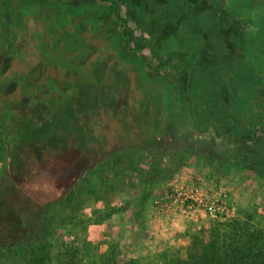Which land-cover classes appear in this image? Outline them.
<instances>
[{"label":"rangeland","instance_id":"rangeland-1","mask_svg":"<svg viewBox=\"0 0 264 264\" xmlns=\"http://www.w3.org/2000/svg\"><path fill=\"white\" fill-rule=\"evenodd\" d=\"M79 1L0 0V11L9 14L11 5L14 4L21 8L15 11L14 22L22 21V18L26 17L32 22L34 32L45 27V31L50 35L57 36L60 33L63 39L74 37L72 45L79 52V76L74 80L80 81V78L85 76L75 102L79 110L74 113L80 123H85L82 124V132L85 131L86 125L88 129H93L91 141L94 142L98 141L95 138L97 128L106 117L125 123L124 129L127 132L131 112L127 107L129 101L132 104H140L151 90L140 63H132L130 58L120 55L115 46L117 38L114 34L103 36L100 30L96 29L90 33L92 43H85L82 35L91 24L87 19H82L84 5ZM116 2L120 16L132 27L135 42L133 47H141L142 37L147 35L160 61L169 63L171 76L163 78L153 71H148L150 78H158L163 83L169 96L163 99L159 93L157 101L161 104L166 100L165 112L158 110L154 116H145L146 128L142 129L144 132L139 131L143 139L133 141L128 138L127 143H124L126 148L112 159L110 167L107 166V174L112 175L111 167L114 165V169L117 168L119 172L117 177L113 175L112 181L108 180L110 185L107 190L95 195L94 200L83 209L87 217H91L87 221L89 236L96 237L99 233L97 227L102 226L100 232L104 231L106 238L119 240L121 252L118 259L120 263H124L142 255V244L144 249L152 251L168 244L181 248L183 241H188L189 237L180 239L176 232L184 231L188 223H191L192 232L198 229L201 220H219L225 223L250 221L256 227H264V177L258 170H252L245 163H254V166L258 167L257 162L260 160L264 168L262 144L258 141H248L234 147L229 142L230 136H219L226 131L221 127V123H230L228 113L231 110L234 114L233 123L239 131L237 133L249 132L264 124V112L260 111L264 110V98L259 103H253L264 93V0ZM49 4L62 6L57 24L53 22L52 15L57 10L50 8ZM85 9L94 17L95 27L100 28L99 19L110 20L111 9L106 4L95 1L89 7L85 6ZM75 13L80 20L77 24L76 20L72 19ZM8 18L11 17L1 14L0 22ZM111 29L118 32L115 24L102 26L101 31ZM61 45H56L55 48ZM221 48L223 49L219 52ZM225 50L229 63L222 56ZM93 52H99V55L105 58L96 62L87 75L85 66L90 63L89 57ZM144 54L151 57L149 50H145ZM135 55L142 59V49L137 50ZM180 57H185V61L177 62L176 59ZM51 60L48 58L47 62ZM237 61L243 62L253 71L254 78L250 85L233 84ZM187 62L195 63L197 70L195 87L189 93L184 87L186 76L174 75L177 68ZM260 80L262 82L258 83ZM213 84L215 86H212ZM218 87H224L223 93L228 92L233 96L229 98L232 103L229 110H220L221 99L213 98L214 95L210 94L211 90H217ZM205 89L209 97L201 95ZM140 109L141 111H136V116L132 117L139 123L142 120V103ZM101 147L104 148L103 145ZM237 160H241L242 164L236 165ZM77 161L72 158V167L48 164L41 170L33 165L35 161L29 162L25 170L22 173L17 172L15 177L8 167L7 171L2 165V245L13 240L10 233L14 225L10 224V219L17 218L19 214L27 220L30 212L27 206L33 210L38 208V200H33V197L38 196L36 193H39V199L46 200L60 193L67 196L69 191L78 189L81 179H92L99 173L96 168V165H100L99 157L95 156L93 160L87 161L95 164L96 170H85L82 177L81 172L85 166ZM157 162L166 166V179L160 181L154 190L149 202L147 230L140 236L134 228V200L142 192L141 174ZM6 177L16 181L18 188L15 195H9L8 189L13 186ZM63 187L65 192L60 190L64 189ZM177 190L196 191L202 196L212 197L214 202L229 207L230 211L228 214L214 215L197 205L182 206L183 203L175 201L173 197ZM99 216L104 218L102 224L93 221ZM115 229L121 232L125 239L118 236V231L113 232ZM65 241L70 242L71 239L62 229L59 237L56 236L50 243L47 264H61L59 259L66 252L63 244ZM181 254L185 257V250H182ZM0 264H31L30 254L20 253L16 248L11 251L6 248L0 254Z\"/></svg>","mask_w":264,"mask_h":264},{"label":"trees","instance_id":"trees-1","mask_svg":"<svg viewBox=\"0 0 264 264\" xmlns=\"http://www.w3.org/2000/svg\"><path fill=\"white\" fill-rule=\"evenodd\" d=\"M95 1L106 4L111 9L110 20L99 19L100 28L94 26V17L88 9H85V6L89 7ZM79 2L84 5L82 19H87L86 21L91 24L82 35L85 43L89 45L92 43L90 33L96 29H99L103 36L114 34L117 38L115 46L120 55L130 58L132 63L137 61L142 66L147 76L151 95L149 92L147 98L140 104H132L129 101L127 107L131 112L127 132L124 129L125 123L112 121L106 117L101 120L97 128L98 138H95L98 141H91V136L94 135V131L91 132L93 129H88L86 125L85 131L82 132L84 130L82 124L85 125V123H80L74 113L79 110L75 102L80 85L84 83L83 78H85V76L81 77L79 82L74 80L79 76V64H77L79 52L72 45L74 37L63 39L60 33L57 36L50 35L45 31V27L34 32L32 22L26 17L22 18V21L14 22L15 11L21 9L14 4L11 5L12 10L9 14L0 11V15L7 14L11 17L0 22V173L4 165L5 169L8 167L15 177L17 172L22 173L25 170L27 163H34V161L33 165L40 170L48 164L49 166L54 164V166L72 167L74 166L70 162L72 158H76L77 163L82 162L85 166L81 177L83 171L90 168L95 170L97 168L99 172L92 179L87 177L81 179L78 189L69 191L67 196L60 193L46 200L39 199V193H36L38 196L33 197V200H38V208L35 207L33 210L27 206L30 211L27 220L24 219L25 216L19 214L17 218L10 219V224L14 225L10 233L13 240L4 245L0 243V254L6 248L10 251L16 248L20 253L30 254L31 264H47L50 243L56 236L59 237L61 230L64 229L71 241L63 243L66 252L59 259L61 264H264V227H256L250 221L225 223L219 220H201L198 229L194 232L191 230V223H188L184 231L176 232L180 239L189 237L188 241H183L181 248L168 244L152 251L144 249L142 244V255L133 257L124 263H120L118 259L121 252L119 240L106 238L104 231L100 232L102 226L97 227L99 233L96 237L89 236L87 221L91 217H87L83 209L94 200L95 195L107 190L110 185L108 180L112 181L113 175L117 177L119 172L117 168L114 169V165L111 167L112 175L107 174L105 172L107 166L110 167L112 159L118 155L119 151L126 148L124 143H127L128 138L133 141L143 139L139 131L146 128L145 116H154L158 110L160 112L166 110V100H163L161 105L157 99L159 93L162 94L163 99H166L169 92L158 78H150L148 71H153L165 78L171 76L169 73L171 69L168 62L164 60L161 62L157 57L147 35L142 37L141 47H133L135 42L132 27L127 25V20L120 16L116 0H80ZM49 7L57 10L56 13H52L53 22L57 24L62 6L49 4ZM73 15L72 19L76 20V24L80 22L78 15L76 13ZM110 24H115L118 32L112 29L101 31L102 26ZM59 44L62 45L55 48ZM141 49L142 59L135 55L137 50ZM145 50L151 52L150 58L145 56ZM222 56L228 62L226 50ZM48 58L52 59L51 62H47ZM103 58L105 57L100 56L99 52L91 53L90 63L85 66L87 75L96 62L103 61ZM176 61L184 62L185 57H180ZM252 72L243 62L237 61L233 73V81L236 84H233L250 85L254 78ZM176 74L186 76L184 87L187 93L191 92L196 84L195 63L187 62L179 66L174 75ZM223 88L218 87L217 90H211L210 94L214 95L213 98L221 99L220 110H229L232 104L229 98L233 96H230L228 92L224 94ZM201 95L209 97L206 89ZM263 98L264 93L253 103H259ZM141 103L142 120L139 123L132 117L136 116V111H141ZM260 111L264 112L263 109ZM232 112L233 110L228 113L230 123L228 125L221 123V127L226 131L219 136H230L229 142L234 147H239L240 144L248 141L261 142L264 154V124L252 131L237 133L239 131L233 123L234 114ZM95 156L100 160V165H96V168L95 164L87 162L93 160ZM245 163L252 170H258L259 174L264 177V168L260 160L257 162L258 167H255L254 163L253 165L247 161ZM235 164L241 165L242 161L237 160ZM165 172L166 166L157 162L140 176L142 192L134 200L135 210L133 212L134 228L140 236L147 230L149 202L157 184L166 179ZM8 178L6 177L7 181L13 186L8 189V193L10 196L15 195L18 188L16 181ZM63 188L60 190L65 192L66 189ZM18 190L20 192V189ZM108 216L110 217L111 214L109 213ZM103 219V216H99L93 221L102 224ZM117 231L113 230L115 233ZM118 236L125 239L121 232ZM182 250L186 252L185 257L181 254Z\"/></svg>","mask_w":264,"mask_h":264},{"label":"built area","instance_id":"built-area-1","mask_svg":"<svg viewBox=\"0 0 264 264\" xmlns=\"http://www.w3.org/2000/svg\"><path fill=\"white\" fill-rule=\"evenodd\" d=\"M174 197L175 201H180L183 203L182 206L192 207L197 205L202 207L204 210L209 212L210 214H220L224 213L228 214L230 211L229 207L222 205L219 202H214L212 197L202 196L196 191L187 192L184 190H177Z\"/></svg>","mask_w":264,"mask_h":264}]
</instances>
